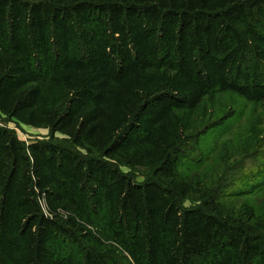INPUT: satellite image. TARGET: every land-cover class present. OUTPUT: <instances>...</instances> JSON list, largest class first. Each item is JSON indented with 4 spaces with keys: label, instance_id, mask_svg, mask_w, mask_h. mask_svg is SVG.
Returning <instances> with one entry per match:
<instances>
[{
    "label": "trees",
    "instance_id": "obj_1",
    "mask_svg": "<svg viewBox=\"0 0 264 264\" xmlns=\"http://www.w3.org/2000/svg\"><path fill=\"white\" fill-rule=\"evenodd\" d=\"M0 114V264H264V0H0Z\"/></svg>",
    "mask_w": 264,
    "mask_h": 264
},
{
    "label": "rangeland",
    "instance_id": "obj_2",
    "mask_svg": "<svg viewBox=\"0 0 264 264\" xmlns=\"http://www.w3.org/2000/svg\"><path fill=\"white\" fill-rule=\"evenodd\" d=\"M218 100L219 101L214 105L218 114L214 116V119L206 129L204 135L199 137L198 145L193 156L201 153L202 157L208 156L212 159L218 154L220 143L225 140H229L230 144H233L232 146L228 145L229 147L234 146V148L242 149L243 147H241L240 144H242L243 140L246 138L245 135L248 120L253 118L254 121H257V118L261 113V108L256 107L253 110L252 104H248L238 97L226 95L219 97ZM0 127L11 129L19 139L27 143L41 139H48L50 136L47 128L33 127L3 114H0ZM61 137L62 135L60 133L54 134V138L56 139H60ZM232 151L233 149L228 152L227 156L230 155ZM260 151L264 153V148L262 150L260 148L259 152ZM263 159L264 158L260 159V165L261 162L262 164L264 163ZM248 163L249 162L245 161L243 165ZM238 165V167H246L241 164ZM261 169H264V164L261 166ZM124 170L127 169L124 168ZM138 179H141L139 174ZM194 203L195 202L189 198H186L183 201L184 206H189Z\"/></svg>",
    "mask_w": 264,
    "mask_h": 264
}]
</instances>
